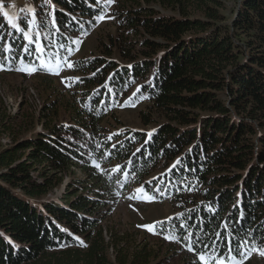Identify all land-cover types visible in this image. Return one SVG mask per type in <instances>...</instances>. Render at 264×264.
<instances>
[{
	"label": "trees",
	"instance_id": "obj_1",
	"mask_svg": "<svg viewBox=\"0 0 264 264\" xmlns=\"http://www.w3.org/2000/svg\"><path fill=\"white\" fill-rule=\"evenodd\" d=\"M226 1H118L115 9L120 17L113 23L122 33L110 40L113 47L119 45L126 63L83 60L77 67L83 75L78 84L88 98L82 108L74 95L61 98L74 108L72 120H59V111H43L46 119L40 131L5 144L0 152V264H161L160 250L149 245L148 233L137 239L131 230L108 227L96 215L104 207L100 193L113 197L130 185L175 205L177 212L162 219L156 237L191 234L203 242L189 251V241L179 240L186 247L182 264H199L201 253L210 263L217 262V254L226 263L242 260L224 245L215 251L203 247L219 242L214 233H224L223 221L229 216H245L237 224L228 220L238 233L237 242L247 239L246 233L253 229L259 238L264 227V0H233L224 15ZM41 2L0 0L4 4L0 36L17 49L8 53L15 55L12 60L23 57L25 62L23 35L11 28L3 11L20 18L24 9L32 8L37 22L41 11L49 13L48 19L56 22L49 28L67 55V37L79 31L77 20L84 22L102 12L93 8L96 0H45L50 7L44 9ZM154 4L175 15L158 14ZM18 24L33 38L37 35L24 20ZM68 27L70 35L64 32ZM142 34L145 37L134 43L133 38ZM48 63L56 67L54 57ZM142 80L147 81L139 93H129L128 88ZM45 83L48 89L55 86L52 80ZM140 100L146 102L140 109L143 124L157 127L114 135L104 128L102 121L111 108H129L131 101L139 105ZM198 109L202 113H196ZM161 115L171 123L157 122ZM93 159L110 167L119 165L122 171H102L91 165ZM46 164L58 172L80 168L92 191L75 199L68 193L62 203L44 202L43 207L32 202L57 184L39 170ZM247 247L248 261L260 256L264 264L260 254L264 247ZM257 247L260 252L253 250Z\"/></svg>",
	"mask_w": 264,
	"mask_h": 264
},
{
	"label": "rangeland",
	"instance_id": "obj_2",
	"mask_svg": "<svg viewBox=\"0 0 264 264\" xmlns=\"http://www.w3.org/2000/svg\"><path fill=\"white\" fill-rule=\"evenodd\" d=\"M9 1L15 4L18 0ZM118 1L119 0H99V2L93 5L96 8H101L102 13L100 16L88 18L84 22L82 19L77 20L80 21L76 22L79 31L73 34V40H68L69 43L73 42L75 54L70 57L64 56L65 64L58 71L57 67L48 63V60L50 57H54L55 63H57L60 59L58 55L65 53L66 49L61 47L60 41L53 33L55 30L51 31L50 28L47 34L35 35L33 43L30 45L31 51L26 54L25 60L30 61L28 58L30 56L32 59H36L34 62L21 63L20 61L0 57V63L3 64L5 69L0 70V130L2 132V136L0 137V152L5 144H15L40 131L44 127V119H46L43 111H45L46 114L59 111V120H72L71 112L74 111V108L70 106L69 102L64 104L61 98L74 95L78 105L77 107L79 108L82 103H84V99L88 98V92L84 94L78 84L83 79V75L77 67L83 60L95 57L107 60L112 59L118 63H126V61L122 60L119 45L113 47L110 40L112 36L117 37L122 33V29L119 31L118 25L113 23L120 17V13H116L115 9L118 5ZM47 5H45L46 8L50 7ZM233 5V0H227L221 10L223 14L226 15ZM151 6L158 14L165 16L175 15L172 10H168L158 4ZM22 15L32 17V13L27 14L26 10L22 12ZM196 16L200 17L201 15L195 14V17ZM120 24L121 23H119V26ZM69 28L71 27H68L64 31L66 35H70ZM74 28L77 29L76 27ZM124 30L126 31V28H124ZM144 37L145 35L142 34L136 37L137 40L133 38V42L136 43V41ZM77 40L80 41V43H76ZM43 41L46 43H43ZM156 41L162 43L161 39H157ZM37 43L40 44L42 49H46V51L49 52H44L43 50L39 53L36 52ZM51 44L55 46V51H50L52 49ZM76 46H78V50H76ZM43 53L45 54L43 55ZM4 55L6 56V54ZM69 63L73 65L72 68L68 67ZM21 68L25 70H16ZM32 69H34V71H29ZM46 79L48 81H53L55 85L53 89L46 88ZM146 81L147 80H142L130 86L128 88L129 93L133 95L136 93L137 95L139 93V86ZM58 89L60 91H58ZM219 95L222 96V93ZM47 105H53V108L50 110L44 109ZM145 105L146 102L143 103L141 100L138 107L111 110V112L108 113L110 117L106 115L102 124L104 128L112 130L113 135L117 132L123 133V131L129 133L131 130L136 129L149 132L157 126L153 125L149 127L143 124L140 116V109L144 108ZM196 113H202V111L198 109ZM158 121L159 123L167 121L171 123L169 118L163 115L157 117V122ZM113 135L108 134L107 136L111 137ZM111 167L104 164L99 169L106 171L104 168H107L108 171V168ZM39 170L44 173V177L48 175L52 176L54 183H57L53 190L44 198L32 199V202L41 207L44 206V202L62 203L66 200L65 196H67L68 193H70L71 199H75L78 196L85 195L89 191H92L90 190V186L86 185V183H89L87 182L89 177L78 167H73L70 171L58 172L50 165L46 164L45 166H39ZM35 175H40V173L36 172ZM39 177V179L43 181V177ZM130 187H133V185H130ZM15 192L18 191L15 190ZM100 194V200L104 204V207L96 215L100 219H105L104 221L108 227L117 226L123 227L126 230L129 229L137 239L142 238L141 234L148 233V237L150 238L148 241L150 243L149 245L160 250L159 262H161V264H182L181 256L182 252L186 250V247H184L180 241L176 242L164 238L166 236L156 237L154 234H157V232L153 233V231H149L148 228L144 227L152 226L157 223V220H162L165 217L168 218L172 213L177 212L171 200L163 202L152 198L143 200L138 198L134 189L124 192V194L116 192L113 197L103 193ZM171 244L176 245V247L173 248ZM242 260L243 261L240 263L243 264L247 262H251V264H263V257L260 256H255V258L250 261H248L246 257H243Z\"/></svg>",
	"mask_w": 264,
	"mask_h": 264
},
{
	"label": "snow or ice",
	"instance_id": "obj_3",
	"mask_svg": "<svg viewBox=\"0 0 264 264\" xmlns=\"http://www.w3.org/2000/svg\"><path fill=\"white\" fill-rule=\"evenodd\" d=\"M97 2H99V0H97ZM39 7L41 9L45 8V0H42ZM3 8H4V4L0 3V10H2ZM27 11L32 13V20L29 21L27 19V16L20 17L19 19L24 20L27 27L35 26V28L38 29L37 35H40L42 33L47 34L48 28L50 26L54 27V28L56 27L55 19L54 18L51 20L48 19L49 13L41 11V13L39 15V22H37L35 10L32 8H29V9H27ZM3 16L5 18H7V23L11 26V28L22 33L23 38L28 41V44L23 46V51L26 54L30 53V51H31L30 45L33 43V40H32V36L26 30V27L18 24L17 23L18 18L11 15L9 11H3ZM101 18H103V17H101ZM76 43H80V41L77 40ZM61 47H64V45H61ZM42 50L43 49L41 48L40 44L37 43L35 51L39 53ZM16 51H17V49L13 48V42H9L7 47H5V37L0 36V57H4L5 59H8L9 57L5 56L4 54L5 53L12 54V53H15ZM68 54H69V56L72 54V49H70V48L68 49ZM11 58L15 59L16 57H15V55H12ZM20 62L21 63L24 62L23 57L20 58ZM57 67H59V65ZM68 67L72 68L73 65L71 63H69ZM0 70H5L2 63H0ZM7 70H11V69H7ZM16 70L24 71L25 69L21 68V69H16ZM29 71H34V69L29 70ZM149 135H151V133H149ZM109 139H111V137H109ZM113 148H115V145H113ZM139 151H140V149H137V152H139ZM177 163H179V161H177ZM94 166L96 168H100V164L95 163V161H94ZM173 167H175V165ZM120 170L122 171V169H120ZM149 199H151V197ZM244 219H245L244 214H241L238 218H233V217L229 216L226 220L223 221L224 233H226V235H224V233H214V235L219 238V242L217 240H213L211 244H203V247L205 249L212 247L213 251H215L216 248L220 247L221 245H224L230 253H234V257L239 256L242 258L245 257L249 251V249L247 247L248 245L256 244V245H259L260 247H264V227L261 228V236L259 238H256L254 236V232L256 230L253 229V230L249 231L248 233H246V237H248L247 239L245 237H240L239 242H237L238 233L233 228V224L241 223ZM228 220H232L233 224H229ZM160 223H163V222H160ZM144 227L148 228L149 231H152L154 225L153 226H144ZM165 238L169 239V240L176 241V242H179L180 239H184V240L189 241V244H188V250L189 251L194 250V245H196L198 243H203L202 241H200L198 239H193L191 234L186 235V236L181 237V238H178L175 235L166 236ZM253 250L260 252L259 247L255 248ZM260 254L264 255V252H260ZM198 261H199V264H209V259L203 253L199 254ZM217 264H226L225 260L219 259V254H217ZM234 264H238V262H236L235 259H234Z\"/></svg>",
	"mask_w": 264,
	"mask_h": 264
},
{
	"label": "clouds",
	"instance_id": "obj_4",
	"mask_svg": "<svg viewBox=\"0 0 264 264\" xmlns=\"http://www.w3.org/2000/svg\"><path fill=\"white\" fill-rule=\"evenodd\" d=\"M90 91V90H89Z\"/></svg>",
	"mask_w": 264,
	"mask_h": 264
}]
</instances>
